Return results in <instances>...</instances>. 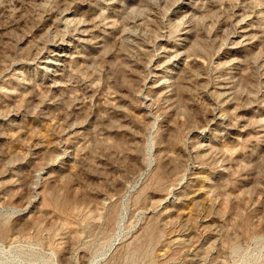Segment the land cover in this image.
I'll list each match as a JSON object with an SVG mask.
<instances>
[{"label": "rangeland", "instance_id": "1", "mask_svg": "<svg viewBox=\"0 0 264 264\" xmlns=\"http://www.w3.org/2000/svg\"><path fill=\"white\" fill-rule=\"evenodd\" d=\"M0 264H264V0H0Z\"/></svg>", "mask_w": 264, "mask_h": 264}, {"label": "bare ground", "instance_id": "2", "mask_svg": "<svg viewBox=\"0 0 264 264\" xmlns=\"http://www.w3.org/2000/svg\"><path fill=\"white\" fill-rule=\"evenodd\" d=\"M65 17H66V22H68L70 20L69 15H66ZM77 29H79V28H77ZM61 45H62V43L60 42V43H57L54 47H56L57 48L56 50L58 51L59 48L62 47ZM62 55H64V54H62ZM46 60L47 61L45 63H47V62H53V60H55L56 62H59V63L62 62V61H64L63 60V57H58V58L57 57H48ZM49 66H51V65H49Z\"/></svg>", "mask_w": 264, "mask_h": 264}]
</instances>
